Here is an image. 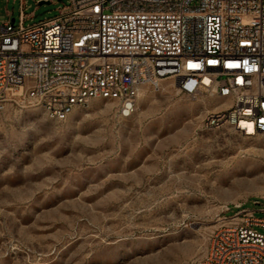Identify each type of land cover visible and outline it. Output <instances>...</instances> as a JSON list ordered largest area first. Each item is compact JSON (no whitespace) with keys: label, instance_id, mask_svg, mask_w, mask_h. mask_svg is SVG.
<instances>
[{"label":"rangeland","instance_id":"obj_1","mask_svg":"<svg viewBox=\"0 0 264 264\" xmlns=\"http://www.w3.org/2000/svg\"><path fill=\"white\" fill-rule=\"evenodd\" d=\"M67 3L26 0V25ZM7 9L18 23L20 0H0V24ZM230 102L167 79L142 87L128 118L103 99L62 121L10 106L0 120V264H190L234 205L264 217V133L204 126Z\"/></svg>","mask_w":264,"mask_h":264},{"label":"built area","instance_id":"obj_2","mask_svg":"<svg viewBox=\"0 0 264 264\" xmlns=\"http://www.w3.org/2000/svg\"><path fill=\"white\" fill-rule=\"evenodd\" d=\"M25 10L20 0L19 22L7 9L0 24V120L27 103L62 121L93 99L128 118L142 87L171 79L185 95L231 99L205 128L264 133V0H68L32 25ZM242 206L190 264H264V217Z\"/></svg>","mask_w":264,"mask_h":264},{"label":"bare ground","instance_id":"obj_3","mask_svg":"<svg viewBox=\"0 0 264 264\" xmlns=\"http://www.w3.org/2000/svg\"><path fill=\"white\" fill-rule=\"evenodd\" d=\"M140 93H141V90H140ZM228 105V104H227ZM218 108H220V106L219 105H216L215 107H214V109H218ZM258 134H256V135H254V136H257ZM253 136V137H254Z\"/></svg>","mask_w":264,"mask_h":264},{"label":"water","instance_id":"obj_4","mask_svg":"<svg viewBox=\"0 0 264 264\" xmlns=\"http://www.w3.org/2000/svg\"><path fill=\"white\" fill-rule=\"evenodd\" d=\"M50 3V1H42L41 4Z\"/></svg>","mask_w":264,"mask_h":264}]
</instances>
